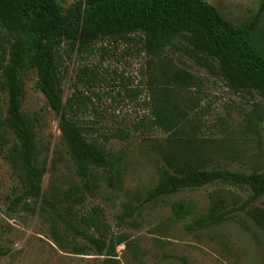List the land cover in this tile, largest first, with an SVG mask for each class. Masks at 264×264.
Returning a JSON list of instances; mask_svg holds the SVG:
<instances>
[{
  "label": "rangeland",
  "instance_id": "rangeland-1",
  "mask_svg": "<svg viewBox=\"0 0 264 264\" xmlns=\"http://www.w3.org/2000/svg\"><path fill=\"white\" fill-rule=\"evenodd\" d=\"M78 0H58L68 9ZM214 5L235 26L249 21L262 0H205ZM264 46V14L254 31ZM58 64L64 69L65 99L80 69H87L81 91L90 106L79 121L90 127L95 139L111 154L122 159L120 185L111 188L99 174L88 190L77 174L59 129V116L48 108L38 87L34 66L22 73L23 110L38 118V166L41 188L48 198L61 199L64 215L77 222L80 214L98 221L90 230L95 237L110 235L124 239L116 247L114 260L97 255V247L69 230L41 203L13 200L24 190L23 173L12 162L17 143L10 131L0 132V264H264V229L246 213L238 212L223 224L190 230L193 220L205 214L210 195L229 202L243 201L245 189L215 184L186 190L145 205L133 216L130 206L155 186L163 166L162 153L170 149L168 135L139 128L147 120L149 89L157 61L145 54L142 42L102 40L78 58L65 47ZM166 56L196 77L195 85L182 90L186 105L200 120L199 135L205 155L215 164L236 172H264V97L255 91L235 92L224 80L209 73L178 38ZM7 94L0 90V118L6 114ZM198 123V121H197ZM117 134V136H115ZM119 135V136H118ZM179 201L191 203L194 214L177 218L173 207ZM261 204L260 202L258 203ZM107 261V262H106Z\"/></svg>",
  "mask_w": 264,
  "mask_h": 264
},
{
  "label": "trees",
  "instance_id": "trees-1",
  "mask_svg": "<svg viewBox=\"0 0 264 264\" xmlns=\"http://www.w3.org/2000/svg\"><path fill=\"white\" fill-rule=\"evenodd\" d=\"M263 14L264 0L253 18L241 26L233 25L205 0H78L68 9L58 0H0V90L7 94L0 132L10 131L17 142L12 162L23 173L24 182L14 204L28 199L40 202L41 210L56 214L69 230L95 245L97 255L106 256V260L117 256L116 247L124 239L95 237L90 232L98 221L95 216L80 214L76 223L64 215L61 199L43 194L42 170L37 163L38 118L23 110L22 73L29 66L36 68L38 87L48 108L60 118L61 137L84 188L90 190L99 174L111 188H117L123 175L121 156L90 139V127L78 119L90 106V97L80 89L81 82H89L87 69L79 70L71 85L74 90L65 99L66 75L58 59L64 47L70 57L76 53L79 58L99 41L131 42L138 38L145 54L157 61L149 89V117L139 128L168 135L170 149L161 155L158 183L129 207L128 216L167 196L222 183L245 189L246 199L229 202L210 195L207 212L197 216L188 228L220 225L244 212L264 229V172L232 171L204 154L200 120L182 95L183 89L195 85L196 77L166 56L182 38L196 61L222 78L231 90L255 91L264 97V46L254 33ZM173 210L177 218L194 214L193 205L185 201L176 203ZM3 255L0 249V257ZM179 259L182 264H192L185 257Z\"/></svg>",
  "mask_w": 264,
  "mask_h": 264
}]
</instances>
